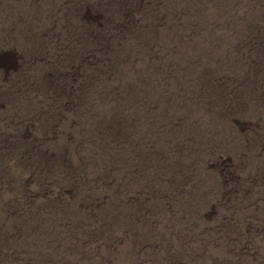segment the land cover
Masks as SVG:
<instances>
[{
    "label": "rangeland",
    "instance_id": "1",
    "mask_svg": "<svg viewBox=\"0 0 264 264\" xmlns=\"http://www.w3.org/2000/svg\"><path fill=\"white\" fill-rule=\"evenodd\" d=\"M0 264H264V0H0Z\"/></svg>",
    "mask_w": 264,
    "mask_h": 264
}]
</instances>
